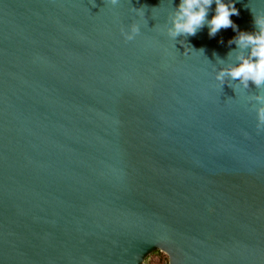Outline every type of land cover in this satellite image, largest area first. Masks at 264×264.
Returning <instances> with one entry per match:
<instances>
[{
  "label": "water",
  "instance_id": "1",
  "mask_svg": "<svg viewBox=\"0 0 264 264\" xmlns=\"http://www.w3.org/2000/svg\"><path fill=\"white\" fill-rule=\"evenodd\" d=\"M178 3L0 0V264H264V128L246 98L264 89L216 82L231 27L184 53L165 31ZM235 7L240 30L264 14Z\"/></svg>",
  "mask_w": 264,
  "mask_h": 264
},
{
  "label": "clouds",
  "instance_id": "2",
  "mask_svg": "<svg viewBox=\"0 0 264 264\" xmlns=\"http://www.w3.org/2000/svg\"><path fill=\"white\" fill-rule=\"evenodd\" d=\"M116 4L117 0H111ZM214 6V8H213ZM139 17L144 16L143 8H134ZM213 14L209 16V13ZM235 0H179L172 8L165 26L167 36L176 43L177 37H183L179 43L184 47V53L194 50L186 43V38L196 35L198 31L207 28L209 36H215L221 29L231 27L236 35L228 43L234 44L227 60L217 57V63L221 67H214L215 80L219 87L226 78L230 81H238L237 93L243 94V89L254 84L258 89H264V14L253 15L254 29L252 31L240 30L231 19L238 15ZM140 32V22L134 20L128 25V30H122L125 40H132ZM174 43V47H175ZM186 45L190 46L185 47ZM203 54L204 50H199ZM242 86V88H241ZM249 101H255L252 105L256 112L257 128H264V94L247 96Z\"/></svg>",
  "mask_w": 264,
  "mask_h": 264
},
{
  "label": "rangeland",
  "instance_id": "3",
  "mask_svg": "<svg viewBox=\"0 0 264 264\" xmlns=\"http://www.w3.org/2000/svg\"><path fill=\"white\" fill-rule=\"evenodd\" d=\"M145 264H168V257L164 252L155 251L147 257Z\"/></svg>",
  "mask_w": 264,
  "mask_h": 264
}]
</instances>
